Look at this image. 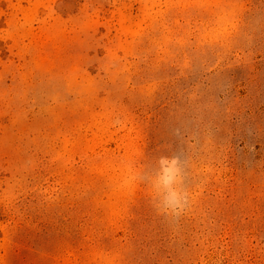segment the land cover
<instances>
[{
    "label": "rangeland",
    "instance_id": "374dc122",
    "mask_svg": "<svg viewBox=\"0 0 264 264\" xmlns=\"http://www.w3.org/2000/svg\"><path fill=\"white\" fill-rule=\"evenodd\" d=\"M0 264H264V0H0Z\"/></svg>",
    "mask_w": 264,
    "mask_h": 264
},
{
    "label": "clouds",
    "instance_id": "9594fccd",
    "mask_svg": "<svg viewBox=\"0 0 264 264\" xmlns=\"http://www.w3.org/2000/svg\"><path fill=\"white\" fill-rule=\"evenodd\" d=\"M160 163L167 165L163 168L161 183L165 191L160 192L151 184L153 206L157 213L168 217H179L190 204V195L181 187L183 176L178 157H161Z\"/></svg>",
    "mask_w": 264,
    "mask_h": 264
}]
</instances>
